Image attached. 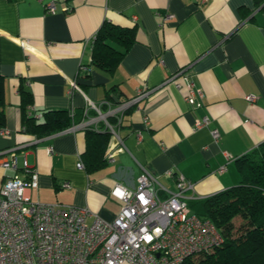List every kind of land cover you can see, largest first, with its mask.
<instances>
[{"label": "crops", "instance_id": "1", "mask_svg": "<svg viewBox=\"0 0 264 264\" xmlns=\"http://www.w3.org/2000/svg\"><path fill=\"white\" fill-rule=\"evenodd\" d=\"M104 21L135 30L112 71L91 62ZM140 88L148 94L120 123L107 118L124 150L100 169L77 168L85 130L106 131L91 104L104 114ZM60 110L71 118L65 129H25L24 119L40 124ZM0 112V129L9 131L0 134V163L15 155L24 177L25 156L38 175L33 201L86 207L111 221L121 207L111 189H133L143 169L170 190L182 174L193 184L188 200L235 186L236 159L264 141V0H0ZM115 143L109 134L106 150ZM10 176L0 164V187Z\"/></svg>", "mask_w": 264, "mask_h": 264}, {"label": "built area", "instance_id": "2", "mask_svg": "<svg viewBox=\"0 0 264 264\" xmlns=\"http://www.w3.org/2000/svg\"><path fill=\"white\" fill-rule=\"evenodd\" d=\"M68 10L67 6L65 11ZM47 11H55L53 1L47 4ZM190 85L186 100L193 103L195 93ZM71 86L76 87V83ZM147 94L148 90L140 88L135 97L104 114L100 106L91 104L98 114L96 120H104V129L116 142L106 150V162H112L115 154L125 148L116 126L107 121L108 116H116L120 123V114ZM205 124L207 119L203 118L195 122V127ZM7 133L0 129V134ZM212 136L217 138L218 131L212 130ZM0 164L13 172L0 187V264H179L223 242L214 224L198 217L189 207L187 192L193 184L182 174L176 176L172 190L164 188L147 169L142 170L133 189L116 184L111 195L121 202V207L111 221H106L86 207L31 200L28 190L37 187L38 175L25 156L24 177L16 174L15 155ZM76 166L84 167L80 160ZM88 216H93L91 222Z\"/></svg>", "mask_w": 264, "mask_h": 264}, {"label": "trees", "instance_id": "3", "mask_svg": "<svg viewBox=\"0 0 264 264\" xmlns=\"http://www.w3.org/2000/svg\"><path fill=\"white\" fill-rule=\"evenodd\" d=\"M134 33V27L104 21L92 41V64L107 71L115 69L135 41ZM44 118L40 124L31 118L24 119L25 129L43 135L71 124L66 111H48ZM85 131L83 169L91 172L105 165L109 134ZM236 164L241 177L239 184L204 198L188 200L198 217L214 224L223 238L222 244L189 256L179 264H264V141L237 158ZM236 219H240L238 224H235Z\"/></svg>", "mask_w": 264, "mask_h": 264}, {"label": "rangeland", "instance_id": "4", "mask_svg": "<svg viewBox=\"0 0 264 264\" xmlns=\"http://www.w3.org/2000/svg\"><path fill=\"white\" fill-rule=\"evenodd\" d=\"M239 221H240V219H236V220H235V224H238Z\"/></svg>", "mask_w": 264, "mask_h": 264}]
</instances>
